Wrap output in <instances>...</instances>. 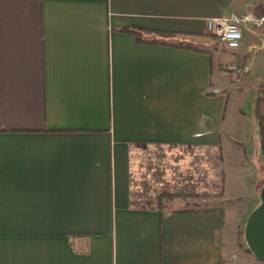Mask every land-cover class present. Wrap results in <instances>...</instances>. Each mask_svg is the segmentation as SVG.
I'll return each mask as SVG.
<instances>
[{
    "label": "crops",
    "instance_id": "crops-1",
    "mask_svg": "<svg viewBox=\"0 0 264 264\" xmlns=\"http://www.w3.org/2000/svg\"><path fill=\"white\" fill-rule=\"evenodd\" d=\"M248 11L264 0H0V264H263L228 190L264 168V30L195 43ZM225 62L247 77L231 83ZM158 147L219 148L217 206L134 205L131 172Z\"/></svg>",
    "mask_w": 264,
    "mask_h": 264
},
{
    "label": "rangeland",
    "instance_id": "rangeland-1",
    "mask_svg": "<svg viewBox=\"0 0 264 264\" xmlns=\"http://www.w3.org/2000/svg\"><path fill=\"white\" fill-rule=\"evenodd\" d=\"M196 48L199 49H208V50H213V49H220L223 51H226L227 47L224 43H222L218 37V35L209 29H207V32L197 34L196 35ZM227 63L231 62H225L222 63V71H226L227 73H230L231 77L229 81L231 83H234L235 80V74H238L239 77L241 76L242 73L230 68ZM237 63V62H236ZM249 72L245 73L244 75L247 77V74ZM244 76V77H245ZM245 77V78H246ZM237 79V78H236ZM264 95V91L262 93ZM256 142L254 141V144ZM158 149H162L166 151L162 147H158ZM253 155L249 158V161L254 164L255 162H258V157H260L261 153H258L253 150ZM171 161H175L179 163V168H188L191 164L198 162L201 164H204L207 168H209V178H214L218 183L215 186V188L211 189H200L197 190L195 193H192L191 191L187 193H178V196L172 200V205L177 208H199L201 207H215L217 206L218 202L221 200V198L225 194V173L222 168V160L223 157L221 155V151L218 148L217 150H200L193 152L191 154H186L182 155L178 153L176 156H171L170 155ZM256 160V161H255ZM248 161V162H249ZM249 162V164H250ZM261 165V163H260ZM262 166V165H261ZM239 170L242 169H249L246 166V163L238 166ZM250 167H252L250 165ZM263 167V166H262ZM140 168L146 169V168H154L149 164V161L147 157L143 158L141 160ZM247 174V173H246ZM144 175V192L142 193L143 196H145V199L147 198L148 204H153V205H148V207H154L156 203V197L160 194V191L163 189L164 186H161L158 181L160 177H156V174L153 170L151 169H146V171L143 173ZM243 172L239 173H231L230 179H231V185L232 188L228 190V197L231 198V200H235V188L236 191L240 194V196L236 199L238 201V205H241L240 203L243 202V208H244V213H245V220L243 222V231H244V236H245V225L247 222V219L252 212V210L258 206L261 201V192L260 190L264 187V168H256V172L254 171L252 176L247 175V180L243 181ZM249 176V177H248ZM248 180V179H251ZM259 177V179H257ZM237 186V187H236ZM205 200V201H204ZM204 204L205 205H200ZM234 202V201H233ZM232 202V203H233ZM246 240V239H245ZM260 262L264 263V260H260Z\"/></svg>",
    "mask_w": 264,
    "mask_h": 264
},
{
    "label": "built area",
    "instance_id": "built-area-1",
    "mask_svg": "<svg viewBox=\"0 0 264 264\" xmlns=\"http://www.w3.org/2000/svg\"><path fill=\"white\" fill-rule=\"evenodd\" d=\"M244 25H250L254 28L264 30V14H257L251 11L244 13L239 18L229 16H218L210 18L207 21V29L214 31L220 41L229 49H237L241 45L243 39ZM227 65L240 72L247 73L250 70L248 64H239L236 62L227 63ZM149 164L154 168L156 177H160L158 183L164 186L160 191H172L176 193H187L191 191L195 193L200 189L215 188L217 181L214 178H209V168L204 164L195 162L188 168H179V163L171 161L170 155L162 149H147L145 152ZM142 171H132L131 181L133 182L132 202L134 205L147 207V198L143 196L144 192V175ZM144 188V189H143ZM264 264V263H263Z\"/></svg>",
    "mask_w": 264,
    "mask_h": 264
},
{
    "label": "water",
    "instance_id": "water-1",
    "mask_svg": "<svg viewBox=\"0 0 264 264\" xmlns=\"http://www.w3.org/2000/svg\"><path fill=\"white\" fill-rule=\"evenodd\" d=\"M261 203L250 213L245 225V239L254 255L264 260V187L260 190Z\"/></svg>",
    "mask_w": 264,
    "mask_h": 264
},
{
    "label": "trees",
    "instance_id": "trees-1",
    "mask_svg": "<svg viewBox=\"0 0 264 264\" xmlns=\"http://www.w3.org/2000/svg\"><path fill=\"white\" fill-rule=\"evenodd\" d=\"M124 30L133 32L134 34L137 35V37L140 40H144L143 37L149 31V30L147 31L146 29L139 28V27H126ZM153 42H159V40L158 41L157 40L156 41L153 40ZM197 50L204 51L206 49L197 48ZM261 99L262 98H260V97L258 98V100H261ZM260 119H261V121H264V118L262 116H260ZM262 145H263V150H264V128L262 129ZM177 196H178V193H176V192L163 191L156 197V203L154 204L155 206L153 208L163 209V210H165L167 212L192 210V209H189V208H177V207H174L172 205V200L175 199ZM150 205H153V204H150Z\"/></svg>",
    "mask_w": 264,
    "mask_h": 264
}]
</instances>
